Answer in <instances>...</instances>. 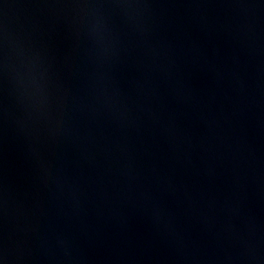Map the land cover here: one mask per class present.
Wrapping results in <instances>:
<instances>
[{
    "label": "water",
    "instance_id": "water-1",
    "mask_svg": "<svg viewBox=\"0 0 264 264\" xmlns=\"http://www.w3.org/2000/svg\"><path fill=\"white\" fill-rule=\"evenodd\" d=\"M0 264H264V0H0Z\"/></svg>",
    "mask_w": 264,
    "mask_h": 264
}]
</instances>
